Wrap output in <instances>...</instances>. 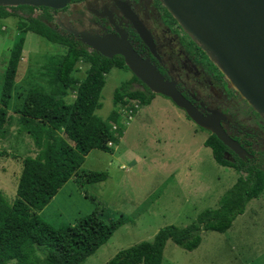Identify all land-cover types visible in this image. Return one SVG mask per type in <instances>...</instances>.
I'll list each match as a JSON object with an SVG mask.
<instances>
[{
  "label": "trees",
  "instance_id": "16d2710c",
  "mask_svg": "<svg viewBox=\"0 0 264 264\" xmlns=\"http://www.w3.org/2000/svg\"><path fill=\"white\" fill-rule=\"evenodd\" d=\"M18 10L27 16L18 14ZM31 11L32 6L28 5L0 6V29L2 19L18 18L16 38L2 73L0 139L8 138L15 118L17 132L28 135L37 149L35 155L22 158L12 201L0 191V264L11 260L16 264H82L127 218L120 215L104 219L95 210L74 224L54 226L40 212L68 180L77 182L85 157L96 145L100 147V141H120L126 105L135 101L147 106L155 94L132 74L114 89V107L106 119L100 118L95 112L102 106L105 75L115 68L128 70L123 58L102 56L82 42L54 31ZM28 32L64 47L65 52L59 57H48L38 75L28 73L21 86L15 77ZM79 63L87 66L83 77L77 75L81 71ZM133 82L142 88H132ZM13 98L16 102L12 104ZM204 145L211 149L219 165L238 173L217 205L202 209L185 227L170 224L160 228L152 241H141L118 251L106 264H161L168 240L192 251L200 245L203 231H227L234 219L244 213L248 202L259 197L264 190V169L259 162L237 157L214 134L208 135ZM107 177L105 171H88L84 182H102ZM39 251L44 255L40 256Z\"/></svg>",
  "mask_w": 264,
  "mask_h": 264
},
{
  "label": "rangeland",
  "instance_id": "374dc122",
  "mask_svg": "<svg viewBox=\"0 0 264 264\" xmlns=\"http://www.w3.org/2000/svg\"><path fill=\"white\" fill-rule=\"evenodd\" d=\"M17 19L10 16L1 20L0 88L9 48L17 34ZM64 52V47L28 32L15 77L17 84L22 86L28 73L38 75L48 57ZM78 66L81 71L77 75L83 77L87 66ZM131 76L123 68L111 69L105 75L102 106L95 112L100 118L106 119L114 107V89ZM131 86L139 85L133 82ZM15 102L13 98L12 104ZM121 120L125 127L120 141L112 146L100 141V147L96 145L85 157L77 182L68 180L40 212L54 226L74 224L95 210L104 219L120 215L127 218L82 264H106L118 251L152 241L166 225L185 227L202 209L215 207L238 177L235 169L219 165L204 145L208 131L163 95L155 94L130 120L126 115ZM15 121L8 138L0 139V191L10 201L15 196L22 158L37 151L28 135L17 132ZM88 171H105L108 177L86 183L84 173ZM201 236L200 245L192 251L168 240L161 264H264V190L248 202L227 231L207 230ZM39 254L44 255L41 251Z\"/></svg>",
  "mask_w": 264,
  "mask_h": 264
},
{
  "label": "flooded vegetation",
  "instance_id": "af4514ba",
  "mask_svg": "<svg viewBox=\"0 0 264 264\" xmlns=\"http://www.w3.org/2000/svg\"><path fill=\"white\" fill-rule=\"evenodd\" d=\"M17 13L27 16L22 10ZM31 13L54 31L80 42L82 31L123 36L201 114L219 113L223 129L252 155L246 158L264 169V119L227 86L206 53L159 0H73L55 10L32 6ZM138 28L148 34L150 44Z\"/></svg>",
  "mask_w": 264,
  "mask_h": 264
},
{
  "label": "water",
  "instance_id": "95a60500",
  "mask_svg": "<svg viewBox=\"0 0 264 264\" xmlns=\"http://www.w3.org/2000/svg\"><path fill=\"white\" fill-rule=\"evenodd\" d=\"M73 0H0V6L60 9ZM206 53L227 86L264 119V0H159ZM150 44L148 34L139 29ZM81 42L106 58L120 55L128 70L152 93L169 98L199 127L214 134L237 157L252 155L221 126L217 113L204 116L128 41L113 35L81 32ZM148 37V38H147Z\"/></svg>",
  "mask_w": 264,
  "mask_h": 264
},
{
  "label": "built area",
  "instance_id": "2783aa9c",
  "mask_svg": "<svg viewBox=\"0 0 264 264\" xmlns=\"http://www.w3.org/2000/svg\"><path fill=\"white\" fill-rule=\"evenodd\" d=\"M139 108V104H138V102H135V101H133V104L132 105H126V108H124V109H126L127 110V114H126V120H130L131 119V117H132V115L134 114V109L136 110V109H138ZM125 123V122H124ZM128 122H126V124H127ZM115 125H113V128L115 129ZM108 143V146H112V143L109 141V142H107Z\"/></svg>",
  "mask_w": 264,
  "mask_h": 264
},
{
  "label": "crops",
  "instance_id": "0c3cea01",
  "mask_svg": "<svg viewBox=\"0 0 264 264\" xmlns=\"http://www.w3.org/2000/svg\"><path fill=\"white\" fill-rule=\"evenodd\" d=\"M115 69H117V68H115ZM94 149V148H93ZM89 154V153H88ZM85 161V160H84ZM84 163V162H83Z\"/></svg>",
  "mask_w": 264,
  "mask_h": 264
}]
</instances>
